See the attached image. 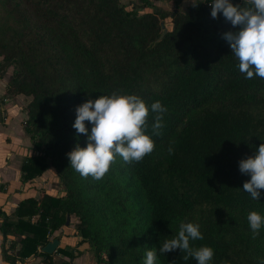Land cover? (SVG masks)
<instances>
[{
  "label": "trees",
  "instance_id": "1",
  "mask_svg": "<svg viewBox=\"0 0 264 264\" xmlns=\"http://www.w3.org/2000/svg\"><path fill=\"white\" fill-rule=\"evenodd\" d=\"M123 1L0 0L6 97L32 98L22 183L63 189L4 215L3 260L53 264L76 217L98 264H264V0Z\"/></svg>",
  "mask_w": 264,
  "mask_h": 264
},
{
  "label": "crops",
  "instance_id": "2",
  "mask_svg": "<svg viewBox=\"0 0 264 264\" xmlns=\"http://www.w3.org/2000/svg\"><path fill=\"white\" fill-rule=\"evenodd\" d=\"M12 75L7 71L0 77V264H10L3 260V247L9 249L13 242L20 241L19 237L13 235H9L7 240H4L1 230L4 215L12 216L21 202L31 198L39 199L43 193L52 196L63 194L61 186V190L54 193V185L59 179L53 168L48 169L40 178L22 183L23 163L37 153L31 137L24 128L28 118L26 107L30 103V98L24 95L6 97ZM78 222L76 217H72L70 224L51 237L50 242L55 239L60 241L57 251L63 249L74 255V258H70L56 251L51 255L53 264H85L89 252L87 245H78L81 240L76 231ZM9 253L12 251L9 250ZM46 261V257L38 255L25 260L24 263L18 261L17 264H47Z\"/></svg>",
  "mask_w": 264,
  "mask_h": 264
},
{
  "label": "rangeland",
  "instance_id": "3",
  "mask_svg": "<svg viewBox=\"0 0 264 264\" xmlns=\"http://www.w3.org/2000/svg\"><path fill=\"white\" fill-rule=\"evenodd\" d=\"M195 0H184L180 3V6H181V9L182 10H186L187 7H189L190 5L194 4ZM123 3L127 6L126 9L128 11L132 10L133 6H137L139 5L138 1L137 0H127V1H123ZM134 4V5H133ZM176 3L175 2H172V1H156V0H152V8L153 9H146V11H153L155 9H159V10H162L164 11L165 13H172L174 10H175V5ZM144 10V9H143ZM5 20V13L4 11L2 10L1 6H0V24ZM164 25H165V28L166 29H171L172 28V22H171V18H166L164 21ZM9 73L10 74H13L14 72V67H10L8 69ZM30 98V102L32 100L31 97ZM58 183V184H57ZM55 185H54V193H58L61 189H60V186H61V183L60 181L57 182ZM62 187V186H61ZM87 249H88V252L89 254L86 256V260H85V264H98V261L94 255V252L93 250H89L88 246H86Z\"/></svg>",
  "mask_w": 264,
  "mask_h": 264
},
{
  "label": "water",
  "instance_id": "4",
  "mask_svg": "<svg viewBox=\"0 0 264 264\" xmlns=\"http://www.w3.org/2000/svg\"><path fill=\"white\" fill-rule=\"evenodd\" d=\"M164 27V35L167 34L168 30L165 28V25H162ZM70 224V222H68ZM60 246V241L58 239L53 240L52 242L48 243L44 248L43 252L48 254V255H53L56 251L57 248Z\"/></svg>",
  "mask_w": 264,
  "mask_h": 264
}]
</instances>
